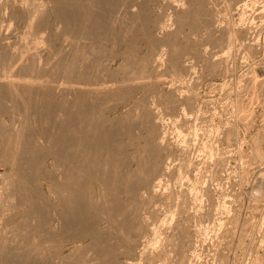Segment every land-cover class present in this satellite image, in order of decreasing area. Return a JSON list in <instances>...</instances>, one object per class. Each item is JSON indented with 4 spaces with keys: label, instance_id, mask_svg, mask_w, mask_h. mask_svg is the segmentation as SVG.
I'll list each match as a JSON object with an SVG mask.
<instances>
[{
    "label": "rangeland",
    "instance_id": "obj_1",
    "mask_svg": "<svg viewBox=\"0 0 264 264\" xmlns=\"http://www.w3.org/2000/svg\"><path fill=\"white\" fill-rule=\"evenodd\" d=\"M263 1L253 0L249 8L244 9L241 0H141V18L134 20L133 16L127 15L123 18L125 21L119 23L122 26L115 25L117 29L114 26L116 31L112 40H115L102 47L104 52H99L104 58L101 63L108 69L104 76L119 82L131 75L138 84L136 91L139 92L133 95V100L144 91L139 82L144 80L147 83L145 87L150 91L146 101H141L142 108L138 107L133 112V121L129 118L126 122L131 121L128 125L138 136L144 132L141 109L149 107V111L152 109L161 113L165 122L159 123L156 130L166 131V142L161 145L163 153L160 152V155L162 159L171 156V162L167 159L169 172L161 180L160 183H163L152 191L154 201L144 197L143 190L138 193L140 197L136 206L141 210L139 214L143 223L140 222L137 227V222L133 223L131 237L134 239H130V245L114 237V240L111 238L113 242L107 239L109 244L101 239L78 238L81 231L78 225L70 231L60 228L53 241L57 254L62 250L59 259L64 255L60 264H264V216L261 229H255L259 217L264 215L259 210L260 202H256V199L259 200L257 188L262 183L264 185ZM21 4V0H0V80L4 77L17 79L21 87L14 92V96L24 101L20 102L21 106L15 105V101L12 105L5 85L0 81V231L9 206L16 208L18 203V198L6 197L8 190L5 187L12 182L19 168L4 144L3 135L7 130L13 135L24 134L31 142H39V153L31 164L30 190L34 191L37 187L46 194L50 193L48 186L53 187L55 176L69 169L67 163L61 168L55 165V157L63 150L65 152L67 145L66 107L59 109L61 97L48 100L32 85L44 79L68 85L76 79H69L68 74L63 73L73 55L69 47L72 39H69L71 36L63 38L60 33L41 37L35 33L28 34L22 22L13 16L16 13L12 10L14 5ZM192 16L197 20L195 27L190 25V21H194ZM187 18H190L189 22ZM180 19L186 22L185 25ZM230 31L237 36L233 45L227 42ZM72 38L79 40L80 36ZM151 39L155 43H151ZM214 39L217 40L215 43ZM74 40L71 42H77ZM245 41H254L255 44ZM176 50H181V66L178 68L169 63ZM80 51L82 54L83 50ZM157 53L160 61L155 57ZM10 58H21L22 62L9 67ZM145 66L148 71L143 68ZM156 79L164 81L157 83ZM27 84L31 87L28 88ZM2 88L6 90L4 95ZM173 92L181 99L176 106L170 99ZM122 100L124 98L109 101L107 106H119L125 101ZM46 104H49L50 110L46 109ZM60 138L64 139L63 143H57ZM259 154H263V159ZM98 161L90 183L91 189L97 192L99 217H113L114 220L110 217V221L113 220L111 223L116 226L109 233L116 231L115 228L125 232L120 226L124 222L120 220L124 219L115 214V207L120 202L119 184L114 175L116 164L109 166ZM26 168L30 171L29 165ZM262 190L263 196L264 187ZM101 194H106L103 197L105 201ZM6 203L9 205L6 206ZM134 211L127 215L131 222H134ZM103 229L106 227L101 224L97 231ZM112 232L110 234L114 236L115 232ZM251 234L255 238L252 243L249 242Z\"/></svg>",
    "mask_w": 264,
    "mask_h": 264
},
{
    "label": "bare ground",
    "instance_id": "obj_2",
    "mask_svg": "<svg viewBox=\"0 0 264 264\" xmlns=\"http://www.w3.org/2000/svg\"><path fill=\"white\" fill-rule=\"evenodd\" d=\"M241 1H243L242 5L244 9L247 8L250 5V3H253L252 2L253 0H241ZM21 2H22L21 5H14L15 9L13 8L12 10L16 11V13L13 14V16L15 15L18 18L17 20H20L22 22L23 27L28 34L35 33L38 35V37H41L47 34L53 35L60 33L61 37L63 38H69V36H71L69 39H72L69 41V45H70L69 47L72 50L71 53H73V55L71 57V60L69 61L70 63L67 64L66 66L67 69H64L63 73L64 74L67 73L69 79H73V77L74 79L75 78L76 79L72 80L71 83L70 80H68L70 83L68 85H64V83L58 84L53 79H44L38 81L37 84H35V86L32 85V87L38 89V91H41V93L44 94L48 100L51 98L61 97V105L59 106V109H64L66 107V117H67L66 126L68 125L69 128V131L66 130L69 133V134L67 133V138H66L67 145L65 152L63 150L60 154H57V156L55 157V162L57 163L55 165L56 166L59 165L61 168L64 163H67L69 165V169L67 171L64 170L65 173L61 172L60 174L62 176H60V174L59 176H55V180H54L55 184L53 185V187L48 186L50 193L46 194L43 190L38 189L37 187H36L37 190L36 189L34 191L30 190L29 184L31 183L30 180L32 178L31 164L34 158H36L39 153V145L37 144L39 142L36 140L34 141L32 140L31 142L26 136H24V134L13 135L12 132L8 130L4 133L3 135L5 141L4 144L6 148L9 149L10 155H12L15 158V162H17V164L19 165V168L16 170L15 177L12 175L14 179L12 180L11 183L9 182L10 183L9 186L5 187L8 190L6 192L7 193L6 197L18 198V203L16 208L19 209H16L13 206L11 208L10 205L9 206L10 209H8L9 207L7 208L8 209L7 213H5V210H3L5 215L3 214L4 215L3 229L0 231V264H60L62 263L63 262L62 259L64 258V255L62 259H59L61 257L60 253L62 252V250L60 253H58L59 254L58 255L57 248L56 249L54 248L53 241L56 238L55 236L56 233L58 232V229L62 228L70 231L72 228H74L75 225H78L81 228L78 238H92L91 240L93 241L97 239H101V241L104 240L106 241L107 244H109L108 240L114 237L116 239L119 238L121 242L127 243L128 246L129 241L131 240L133 241L134 239V237L133 238L131 237V229L132 226H134L133 223L137 222L135 223L136 226L140 222H142V219L140 218L141 214H139L141 210L139 211V208L136 206L137 198L140 197L138 193L140 192V190H143V193L146 194V196L144 197H146L149 200V198H151L152 196V191L155 190V186L159 185L161 180H163V177L166 176L167 173L169 172V165H168L169 161H167L168 158L162 159L160 155L161 145L163 142H166L165 137H167V135L165 134L166 131L157 132L156 130L157 125L163 122L164 117L157 110L151 111L152 110L151 109L149 111L148 110L149 107H146L147 105L145 106L147 109L146 108H143L144 110L141 109L143 116L142 126L144 128V132L143 133L142 131L139 132L140 131L139 130L138 132L142 134L138 135L137 133L138 136L134 135L135 132L132 131L131 128L132 126L128 125L131 124L129 123L131 121L128 120V124L126 121L129 118L132 119V114H134L133 112H135V110L138 109V107L142 108L141 106L143 105L140 102L145 100L147 95H149L148 92L150 91V88H146L147 83L144 80L139 82L140 85L143 86L142 90L144 91L140 97L133 100V95L138 92L136 91L138 84L137 82H135V79L131 77V75L130 76L127 75L126 78H124L122 81L119 82L116 81V79L115 82L114 80L112 81L110 79L108 80L107 77H105L106 76L105 70L107 71L108 69H105L106 66L103 65L104 63L103 64L101 63V60H103L104 58L102 57L103 55L100 54L99 52L100 51L104 52L105 48L102 50V47L107 46L108 42L111 43L114 32L117 29L116 27L117 26L119 27L120 25L119 23H121V21H125L123 19L125 16L131 15L133 16L134 20H137L135 18L139 19V17L141 16L139 12L141 11L139 10V7L142 6V4L140 6L141 0H21ZM12 13L14 12L12 11ZM192 19H194V17ZM180 20L184 22L183 19ZM188 20H190V18L189 19L187 18V21ZM196 21H197L196 19H194V21L191 20L190 25H192V27H195L197 23ZM185 23L186 22H184V25ZM114 26L116 29L114 28ZM120 26H122V24ZM59 28L60 29L62 28L61 32H58ZM233 31H230V35L227 40V42L230 45L232 43H235V40L237 39L236 33ZM127 32L128 31H126V33ZM207 33L208 32H206L205 34ZM238 34H240V32ZM76 35L80 36L79 40L78 39L74 40L72 38L73 36L74 38H76ZM212 38H214V36ZM73 40L77 42L72 43L71 41ZM216 41L217 40L214 39V43ZM253 42L250 43L248 41L247 43L253 45L255 44V42L254 43ZM151 43H155V40L151 39ZM80 50H83L82 54L79 53ZM84 52L88 54L87 55L83 54ZM156 55H157L155 56L156 59L159 60L161 57L159 56L158 53ZM180 56H181V50L180 51L176 50V52H174L171 58V62H169L170 64L172 63V66L174 68H178L181 66ZM4 62L5 64L9 62V64H7L9 67H13V66L15 67L21 64L22 59L10 58L7 63L6 61ZM153 62L155 61L153 60ZM143 68L145 69L146 66ZM27 69L30 70V67L28 66ZM140 71H143V69ZM110 76H113V74H111ZM106 80H108V82H106ZM156 80L157 83H161L162 81H164L162 80L161 82H159V79ZM0 81L5 85L9 96L8 97L9 101L11 100L10 102L12 103V105H13V101H15V105L18 106L20 105V102L24 103L23 100L14 96V92L19 87H21V84L17 79L4 77ZM27 87L28 88L31 87V84H27ZM1 90L4 95L6 90L4 88H2ZM174 93L175 92L170 94L171 95L170 99L173 101V103H175L176 106L178 99L179 100L181 99L179 97L177 98L178 95L176 94L177 96H175ZM119 98L121 99L124 98L125 101L122 100L124 101L123 104L119 106L114 105L115 107H111V108L109 107L110 105L107 106V102L117 100ZM64 100L65 103L62 104ZM171 100L170 103H172ZM159 102L160 101H158V103ZM181 104L183 103L181 102ZM46 109L50 110L49 104H46ZM153 109H155V107ZM120 111L123 112L120 113ZM142 116L140 117V119L142 118ZM63 142H64L63 138L57 140V143H63ZM1 153L2 151L0 150V155ZM170 157L168 160H170L171 162ZM259 157H261L260 159H263V154L261 155L259 154ZM98 160H101L103 164L109 166L111 164H116V172H115L116 174L114 175L116 180L118 181L117 184H119L117 192L120 202L118 204L119 207L118 205L117 208L115 207V209H117V213L115 212V214L122 216V218L124 219V220L122 219L120 220L121 223L122 221H124L123 225H120L121 224L120 222L118 223H120L119 225L122 227V229L125 232H119L118 230L120 229L115 228L116 231L113 232L111 231L112 233L115 232L114 236L110 234L111 232L109 233V231L113 229V226L114 227L116 226V225H112L111 223L113 222L114 219L111 215L110 216L107 215L106 217L104 215L103 216L100 215L101 218L99 217V207H98L99 201L97 197V192L94 189H91L92 185L90 183V180L92 181L94 177L93 175L96 172L95 171L96 166H98L97 164L99 163ZM26 165L30 166V171L27 170ZM57 172L59 173V170ZM58 173H56L55 175H58ZM261 174L262 173H260V175ZM56 177H58V179ZM105 179L106 178H104V180ZM106 181L108 182L109 180L107 179ZM261 182L262 181H260V184ZM262 186L264 187L263 183L261 184V186L257 188L258 192H256L258 193L259 200L256 199L258 197L255 196L256 197L255 199L257 200L256 202H260L259 210L261 214L264 213V200H263L264 195L262 196L263 192H261L263 188ZM105 195L101 194L100 196H102V198L103 197L105 198ZM104 198L102 199L103 201H105ZM151 199L154 201L153 198ZM103 201L101 202L102 205H103ZM108 201L109 200H107L106 204L108 203ZM150 202L152 201L150 200ZM173 202H175V200ZM8 205L6 203V206ZM109 207L110 205L108 206V208ZM136 208H138L137 211L135 210ZM105 210H103L102 213L106 215ZM133 211L136 214H134L135 216L133 215L134 222H131V220L128 219L127 215L132 213ZM263 216L264 215L259 217L260 220L257 221L258 224L256 223L255 225V226L258 225L257 228L255 227L257 231L261 229L260 225ZM110 217H112L113 219L112 221H110L111 219ZM101 224H104L106 229H103L104 231L98 232L97 228L98 226L100 227ZM136 227H134L133 229H135ZM108 233L111 235V237L108 236ZM135 234L137 235L138 233ZM254 239H255L254 235L251 234L249 238V242L252 243ZM113 240L110 242H113ZM249 242H248V246H250ZM57 260H60V262H57Z\"/></svg>",
    "mask_w": 264,
    "mask_h": 264
}]
</instances>
